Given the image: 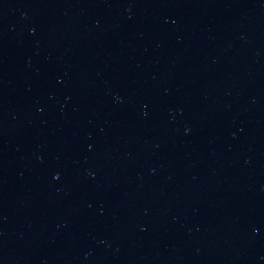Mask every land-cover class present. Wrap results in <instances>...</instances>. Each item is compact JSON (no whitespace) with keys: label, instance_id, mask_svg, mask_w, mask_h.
I'll use <instances>...</instances> for the list:
<instances>
[{"label":"water","instance_id":"water-1","mask_svg":"<svg viewBox=\"0 0 264 264\" xmlns=\"http://www.w3.org/2000/svg\"><path fill=\"white\" fill-rule=\"evenodd\" d=\"M0 264H264V0H0Z\"/></svg>","mask_w":264,"mask_h":264}]
</instances>
